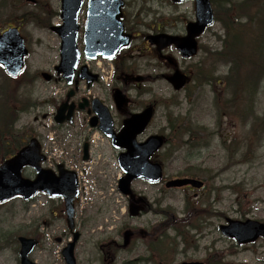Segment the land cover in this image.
Returning <instances> with one entry per match:
<instances>
[{
  "label": "flooded vegetation",
  "instance_id": "1",
  "mask_svg": "<svg viewBox=\"0 0 264 264\" xmlns=\"http://www.w3.org/2000/svg\"><path fill=\"white\" fill-rule=\"evenodd\" d=\"M84 1L78 13L80 58L71 79L58 72L60 46L58 61L50 69L38 70L32 74L31 68L26 67L25 77L22 73L12 78L17 79L22 86L32 85L31 90L35 91L34 85L40 82L55 88L37 100L18 99V103L23 109L22 113L32 115V119H27L24 125L28 137L34 136L38 139L43 155L42 169L56 180L64 194L69 193L67 190L73 182L76 189L74 229H70L66 219L65 197H53L47 192H40L31 201L38 203L36 207L40 211L36 233L39 245L49 260L62 258L64 248L78 233L79 238L74 247L77 260L83 258L93 264H153L158 259L160 264H172L163 241L172 232V220L188 224L194 210H189L185 203L182 214L179 215L180 212L168 204L167 195L174 190H181L187 194L192 193L195 199H199L200 193L210 185L209 177H204L202 180L205 185L200 190L192 186L178 189L166 187L167 181L172 178L195 176L167 173L166 165L173 162L180 148L173 147L170 142L171 136L167 130L173 128L171 118L166 116L165 125L157 124L159 103L153 83L157 78L166 81L174 72L176 67L172 56L177 53V49L168 46L158 52L156 46L151 45L146 37L150 33L183 35L189 21L184 22L183 29L173 30L165 22L155 27L139 21L150 12H145L146 9L141 7L137 8L140 1L144 4L145 1L154 0H102L110 6L92 7L96 19L91 21L90 32L102 34L109 25L106 20L108 15L112 19L120 11L121 15H117V19L120 18L125 31L132 34L133 38L132 43L121 48L114 58H92L85 54L84 35L90 0ZM27 2L28 0H7V6L13 5L18 14L12 13L7 20L4 19L0 26L1 33L9 28H17L23 35L24 27L28 26L29 21ZM169 2L174 4L172 0ZM191 2L195 3L193 0ZM36 4H39V0ZM53 14L54 18L59 17L55 24L60 25L61 0L59 9ZM50 19L51 17L49 21ZM51 25L48 26L49 29ZM141 25L148 30L140 32L138 26ZM140 58L144 60L143 65L138 63ZM150 58L157 59L161 64L162 69L158 76L149 71V68L156 67L148 66ZM127 61L131 63L126 64ZM182 71L188 76V80L191 79L192 73L185 69ZM212 133L213 137L220 136L218 124ZM185 134H188L185 140L188 146H202L200 140L198 143L192 142L195 137L192 132ZM157 135L165 138L162 147L154 151L142 148L137 153L141 160L160 163L164 169L163 178L159 182H150L144 178L134 179L131 181L133 195L125 194L121 184L126 173L121 167V160L131 159L133 147L145 145ZM29 141L24 140L23 146ZM184 153L188 162L189 154L186 149ZM24 175L34 178L36 171L27 167ZM156 186H160V192L158 196L151 197L146 188ZM117 195L121 199H116ZM110 197L116 203L113 210H121L123 213V218L121 222H116L117 225L110 221L104 224L94 221L90 212L92 207L97 206L94 202L101 200L104 203ZM102 208L100 205L99 215L102 214ZM149 214L153 215L154 223L143 225L140 221ZM210 217L209 214L207 218ZM126 218L129 220L125 221ZM142 250L149 255L141 254Z\"/></svg>",
  "mask_w": 264,
  "mask_h": 264
},
{
  "label": "rangeland",
  "instance_id": "2",
  "mask_svg": "<svg viewBox=\"0 0 264 264\" xmlns=\"http://www.w3.org/2000/svg\"><path fill=\"white\" fill-rule=\"evenodd\" d=\"M228 1L229 3H226ZM252 1L217 0V3L220 6L219 11L223 13L230 5ZM14 4L16 5L15 2ZM59 5L60 0H39V4L27 2L29 21L28 26L24 27L23 35L32 51L28 58V67L31 68L32 74L38 70H48L58 61L60 38L48 26L59 21V17L54 18L53 14L59 9ZM138 7L146 9L147 13L150 12L149 15L142 16L139 20L141 23H150L157 27V24L165 22L172 26L173 30L183 29L184 22L192 20L195 14L191 1L178 6L171 4L169 0L145 1L144 4L140 1ZM234 10L237 13V8ZM12 13L18 14V11L13 5L7 6V0H0V26L3 25L4 19L12 16ZM259 17L263 15L256 12V9H252L248 15L246 5L240 14V22L251 23L255 27L259 25ZM253 19L255 20L252 23ZM138 28L140 32L148 30L143 25ZM231 39L222 21H217L201 37L199 54L186 61L179 59L181 68L193 75L191 83L185 90L175 92L167 82L158 78L153 83L159 103L157 124L165 125L166 116L171 118L174 128L167 132L171 136V145L180 148L173 162L166 165L167 173L183 174L189 166H194L193 171L197 175L209 177L210 185L200 193L201 197L197 200L191 193L187 194L180 190L167 195L168 204L179 211V215L182 214L181 210L185 203L189 208L209 210V213L196 218L195 224L200 226L198 231L196 226L194 229L190 227L183 229L186 242L181 238L176 239L173 231L169 233L166 243L173 264H179L186 256L209 260V264H264V240L249 246L236 247L232 240L221 235L218 230V225L226 218H252L264 221V77L257 87L255 99L249 102L251 104L249 109L253 105L252 117L248 114L247 107L241 109L247 96L238 103L242 95L239 84L235 81L239 73H246V68L248 69L247 66L250 64L249 59L236 52L220 53L225 49L224 42ZM40 55L44 59L40 58ZM258 55L264 58V51ZM143 62L142 58L138 60L140 65H143ZM148 62L149 67L156 66L153 69L149 68V71L153 72L152 75L158 76L162 69L161 64L154 58H150ZM129 63L131 61L126 62ZM26 75L27 72L23 77ZM240 79L247 92L257 83L256 75L250 82V78L247 79L245 75H241ZM6 81L0 70V86L3 84L8 86ZM34 86L36 91L31 90L29 85L20 86L18 82L12 81V85L8 86L10 88L8 94L22 100L26 98L37 100L51 89L55 90L53 86L43 82ZM26 115L22 117V122L32 119V115H28L27 118ZM216 124L220 126V136L213 137L212 131ZM184 129L195 135L192 142L198 143L200 140L202 146L195 148L188 146L189 144L185 142L188 134L181 133ZM184 149L189 154L188 162L185 160ZM146 192L151 197L158 196L160 186L146 188ZM116 199L121 197L117 195ZM94 203L97 206L90 210L94 221L101 224L110 221L114 225H117L118 221L121 222L123 213L121 210L120 212L113 210L116 204L113 198L110 197L109 201L104 203L101 200ZM100 205L103 208L102 214L99 215ZM213 212L216 216L212 215ZM209 214L211 217L207 220ZM39 215L37 207L29 205L27 208L20 199L0 206V264H19L15 235L34 227ZM205 220L207 224L204 228ZM140 222L143 225L154 223L153 215L143 217ZM141 254L148 255L145 250H142ZM31 257L39 264H65L62 259L48 260L40 248H36ZM80 263L90 264V261L82 258Z\"/></svg>",
  "mask_w": 264,
  "mask_h": 264
},
{
  "label": "water",
  "instance_id": "3",
  "mask_svg": "<svg viewBox=\"0 0 264 264\" xmlns=\"http://www.w3.org/2000/svg\"><path fill=\"white\" fill-rule=\"evenodd\" d=\"M81 2L82 0H63L62 16L64 25L54 28L62 37V61L59 68L64 72H68L69 69L74 68L77 62L76 21ZM196 3L197 20L188 25V35L186 37L156 35L150 36V41L156 43L159 48L175 43L185 57L194 55L197 52L196 37L214 21L210 0H196ZM90 19L91 17L89 16L87 24H89ZM120 30L119 45H126L130 41V35L123 34L122 27ZM110 38H113V36H110L109 39ZM86 39H88L87 35ZM102 43L108 47V50L114 52L115 49L118 48V46L111 48L109 45L110 42L107 43L106 40H103ZM101 49L105 48H96L93 52L103 53ZM26 54L27 50L24 41L17 30L8 31L0 36V63L4 64L9 72L17 74L21 70L24 64L23 57ZM170 80L176 89L182 88L186 83V77L178 70L172 75ZM152 140V150L158 148L162 144V138L159 136ZM155 140L156 143L154 142ZM38 153L39 149L36 145V140H33L31 145L23 148L16 156L5 161L0 166V203L16 195H22L28 199L38 190L47 188L49 180L47 176L43 175L42 170H39ZM26 165H33L39 170L37 179L31 181L23 178L22 170ZM122 166L129 174L130 180L136 177H146L150 180H159L161 178L162 169L159 164L156 165V170H154L153 165L147 162L136 159L127 161V159H124L122 161ZM188 183H192L197 187H201L202 185L201 182L193 179H176L170 181L168 186H181ZM68 212L71 218L73 213L71 204L68 205ZM221 229L223 234L235 237L240 244L256 241L260 236L264 237V223L250 219L246 221L229 220V224L221 226ZM19 240L21 242V264H35L29 259L28 255L37 244V241L25 237H20ZM66 262L67 264H76L72 245L66 251ZM191 264L203 263L195 262Z\"/></svg>",
  "mask_w": 264,
  "mask_h": 264
},
{
  "label": "trees",
  "instance_id": "4",
  "mask_svg": "<svg viewBox=\"0 0 264 264\" xmlns=\"http://www.w3.org/2000/svg\"><path fill=\"white\" fill-rule=\"evenodd\" d=\"M226 3H229V1ZM246 5L248 15H250V11L252 9H256V12L263 15V17L258 18V26L254 27L251 23L246 24L240 22V14ZM235 8L238 10L237 13H235ZM216 18L222 21L226 31L232 37L231 40L224 42L226 48L222 53L236 52L237 54L240 53L243 56L246 55L247 57L251 54H255V51H253L251 47L261 44L260 39H264V8L260 0L244 2L243 4L238 3L233 6L230 5L224 9L223 13H221L218 9ZM254 20L255 19L252 20V23ZM245 46H247V48H245ZM262 67L264 68V65ZM13 118L14 115L11 113V108L0 106V133L3 132V137L8 136L6 132L12 131ZM11 138L13 141L17 140L14 136H11Z\"/></svg>",
  "mask_w": 264,
  "mask_h": 264
},
{
  "label": "bare ground",
  "instance_id": "5",
  "mask_svg": "<svg viewBox=\"0 0 264 264\" xmlns=\"http://www.w3.org/2000/svg\"><path fill=\"white\" fill-rule=\"evenodd\" d=\"M40 58L44 59L42 55L39 56Z\"/></svg>",
  "mask_w": 264,
  "mask_h": 264
}]
</instances>
